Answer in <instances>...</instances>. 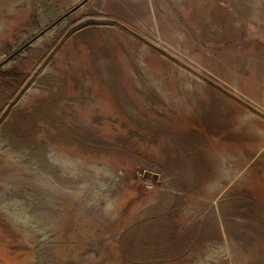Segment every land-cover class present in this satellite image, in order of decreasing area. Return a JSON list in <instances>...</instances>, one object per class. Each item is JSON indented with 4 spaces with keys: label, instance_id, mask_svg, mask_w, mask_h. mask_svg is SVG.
Returning a JSON list of instances; mask_svg holds the SVG:
<instances>
[{
    "label": "rangeland",
    "instance_id": "374dc122",
    "mask_svg": "<svg viewBox=\"0 0 264 264\" xmlns=\"http://www.w3.org/2000/svg\"><path fill=\"white\" fill-rule=\"evenodd\" d=\"M0 0V264H264V0ZM18 50V51H16Z\"/></svg>",
    "mask_w": 264,
    "mask_h": 264
},
{
    "label": "water",
    "instance_id": "95a60500",
    "mask_svg": "<svg viewBox=\"0 0 264 264\" xmlns=\"http://www.w3.org/2000/svg\"><path fill=\"white\" fill-rule=\"evenodd\" d=\"M86 0H81L80 2H78L76 5H74L72 8L68 9L67 11H65L63 14H61L58 18H56L55 20H53L50 24H48L47 26H45L44 28H42L37 34H35L32 38H30V40H28L24 45L30 43L32 40H34L36 37H38L40 34H42L43 32H45L48 28H50L52 25H54L56 22H58L60 19H62L63 17H65L69 12H71L73 9H75L76 7H78L81 3H83ZM18 51V50H16Z\"/></svg>",
    "mask_w": 264,
    "mask_h": 264
}]
</instances>
